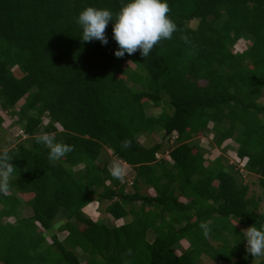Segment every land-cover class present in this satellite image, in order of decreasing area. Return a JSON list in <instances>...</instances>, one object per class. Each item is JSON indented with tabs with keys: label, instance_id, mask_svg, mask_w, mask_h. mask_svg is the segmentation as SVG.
I'll return each instance as SVG.
<instances>
[{
	"label": "trees",
	"instance_id": "obj_1",
	"mask_svg": "<svg viewBox=\"0 0 264 264\" xmlns=\"http://www.w3.org/2000/svg\"><path fill=\"white\" fill-rule=\"evenodd\" d=\"M124 2L0 0V106L29 143L0 145L15 167L0 194V264H84L79 249L86 264H202L203 255L264 264L246 251L242 232L264 224L263 198L249 196L240 170L264 188V0H168L177 30L145 58L114 55L111 23L107 45L82 41V10L116 13ZM240 42L245 49L235 51ZM149 104L167 110L151 115ZM157 129L171 149L139 141ZM43 133L73 151L50 161L37 143ZM202 134L218 149L238 144L232 164L222 154L206 158L192 143ZM104 148L135 170L131 190L109 162L98 165ZM21 196L28 217L20 216ZM94 201L108 202L105 211L123 222L89 221L84 208ZM61 212L64 240L54 230ZM201 223L211 227L207 236Z\"/></svg>",
	"mask_w": 264,
	"mask_h": 264
},
{
	"label": "clouds",
	"instance_id": "obj_2",
	"mask_svg": "<svg viewBox=\"0 0 264 264\" xmlns=\"http://www.w3.org/2000/svg\"><path fill=\"white\" fill-rule=\"evenodd\" d=\"M170 12L168 0H125L119 11L113 13L107 8L87 7L82 10L76 23L82 29V41L98 40L103 45L108 44L106 28L112 24V38L118 45L114 55L122 58L127 53L132 55L137 51L141 56L148 57L154 46L160 41L171 39L177 30V25L168 15ZM37 143L49 150L48 158L56 162L67 153L73 151V146L57 142L49 133L37 137ZM124 148L130 147L129 141L122 143ZM12 157L7 151L0 152V194L7 195L10 188V178L15 167L10 161ZM241 170L243 167L241 165ZM114 178L122 179L124 169L119 162H114L110 168ZM204 235L211 232L207 223H201ZM246 243V251L254 258H264V224L259 228L254 225L242 231Z\"/></svg>",
	"mask_w": 264,
	"mask_h": 264
},
{
	"label": "rangeland",
	"instance_id": "obj_3",
	"mask_svg": "<svg viewBox=\"0 0 264 264\" xmlns=\"http://www.w3.org/2000/svg\"><path fill=\"white\" fill-rule=\"evenodd\" d=\"M247 45H248V43H247ZM245 47H246V44H244V42H240L239 44H237V46L234 47V50L235 51H241L242 49H245ZM124 67L129 69V71L135 69V65L133 63H131L130 61L126 62ZM14 72L17 76H22L21 71H19L17 67L14 68ZM131 86H133V85L131 84ZM140 86H141L140 84L139 85L135 84V87H137V88H140ZM261 101L264 102V96L261 97ZM23 103H24V99L20 100L18 102V104L16 105L15 110H18ZM146 109H147L148 114L158 115L163 110H165V109L167 110V107L165 105L155 107V106L149 104ZM13 110H14V108H13ZM0 114L2 115V117L4 119L3 123L0 125V145L3 148H9V147L15 146L20 141L29 145V143L27 141L28 138H26V136L23 135V133H24V131L22 129L23 127L20 126L19 124H16V122H15L17 118L14 117L13 115H11L10 113L5 112L1 108V106H0ZM261 116L264 117V115H261ZM47 120H48L47 118H44L45 123L47 122ZM211 126H212V124H210V127ZM61 129L62 128L60 127V130ZM163 135H164V132L161 131L160 129H157L152 133H145V134L140 135L139 141L145 146H151L155 143L162 142V143H164V150L167 151V150L171 149L173 144H172V142L171 143L169 142L167 144ZM209 137H210V135L209 136L203 135V134L198 135L195 139L192 140V143H196L197 141L200 143L201 147L206 150V153H205L206 158L213 159L217 155L222 154V155H225L229 159V163L232 164V162L234 161L233 157H232V153H235L234 151L237 150L238 144H236L233 140H228L224 143V146L226 148H223V149L219 148L218 149L212 145V143H211L212 139H210ZM164 155H166V152H164ZM105 162L110 163L109 168H111V166L113 165L114 162H119L122 165V167L124 169V175H123L122 180H124L125 183H127V190H131L132 189L131 180H133V177L135 175V170L133 169V167L127 165V163L123 162L122 160H119L116 156L113 155L112 151L108 148H104L102 156L97 161V163L100 167H102ZM241 172H243L241 174L242 182L247 183L250 187L249 196L250 197L251 196L262 197L263 201L260 204L262 206V208H260L259 210L260 211L264 210V188L260 185L259 176L257 174H254V173L247 172L244 168H243V170H241ZM147 190L148 189H146V188L143 189L144 192H146ZM148 191L153 193V191L151 189H149ZM18 197L20 198L19 194H18ZM21 199L23 200V202L19 205L20 216L21 217H28L32 214V209L26 203H24L26 201V199H28V198L22 197ZM107 203L108 202L105 201V203L102 206L99 205L98 203H95L97 213H96V215H93L92 217L90 216L91 219L89 221L102 220L103 222H105L109 225H114V223L121 224L123 222L122 220L121 221L115 220L111 215H109L105 211ZM87 215H89V214H87ZM65 216H66V213L60 214L58 217V221L55 223V229L54 230H55V232H57L58 237L61 240H64L65 236L67 235L66 231L61 232L58 230V227H60V225H62L66 221ZM5 220L13 223L15 221V218L10 217V218H6ZM78 225L80 226L81 224L78 223ZM84 227H86V226L84 225L82 228H84ZM153 238H154V236L149 233V239L153 240ZM188 245L189 244L187 241H183L179 250L183 251V249L188 247ZM78 252L80 253L82 263L86 264V262H87L86 258L87 257L85 255H83V253L80 249L78 250ZM201 262H202V264H218V263H216V261H214L208 255H203ZM257 263H258V261H255L254 264H257Z\"/></svg>",
	"mask_w": 264,
	"mask_h": 264
},
{
	"label": "crops",
	"instance_id": "obj_4",
	"mask_svg": "<svg viewBox=\"0 0 264 264\" xmlns=\"http://www.w3.org/2000/svg\"><path fill=\"white\" fill-rule=\"evenodd\" d=\"M128 165V164H127ZM95 203H98L96 201L92 202L91 204H89V206H86L84 208V211L87 212V214H89V216H93V215H96L97 213V210H96V206H95Z\"/></svg>",
	"mask_w": 264,
	"mask_h": 264
}]
</instances>
